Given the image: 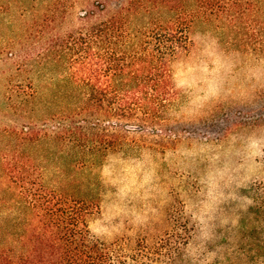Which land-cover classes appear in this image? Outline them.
Segmentation results:
<instances>
[{
    "label": "rangeland",
    "instance_id": "374dc122",
    "mask_svg": "<svg viewBox=\"0 0 264 264\" xmlns=\"http://www.w3.org/2000/svg\"><path fill=\"white\" fill-rule=\"evenodd\" d=\"M187 6L195 20L171 63L175 97L150 117L95 102L72 76L71 39L93 27L104 35L120 17L132 49L185 10L162 0H0V249L27 251L41 224L24 177L94 204L92 232L108 242L176 239L188 216L194 236L173 264H264V0Z\"/></svg>",
    "mask_w": 264,
    "mask_h": 264
},
{
    "label": "trees",
    "instance_id": "16d2710c",
    "mask_svg": "<svg viewBox=\"0 0 264 264\" xmlns=\"http://www.w3.org/2000/svg\"><path fill=\"white\" fill-rule=\"evenodd\" d=\"M162 1L170 4L171 10L185 11L178 12L162 29L143 32L132 49L123 42L124 35L128 39L130 34L120 17L107 21L109 28H105L104 35L93 27L85 36L73 35L71 39L69 59L73 78L87 84L92 99L102 106L118 103L121 116L130 109H140L155 117L175 97L171 63L189 48L195 14L186 11L193 10L187 6L188 0ZM246 1L252 0H198V3L211 10H241ZM111 29L113 35L109 34ZM109 39L116 42L109 43ZM117 81L121 83L117 85ZM113 86L116 90L111 92L106 88ZM109 93L115 97L110 98ZM11 177L15 180L13 174ZM261 179L264 176L257 180ZM27 182L24 177L19 181L21 191L38 210L41 224L30 236L27 251L0 249V264H173L194 236L195 222L186 216L179 224L176 239L175 234L167 232L164 238L147 236L136 243L131 239L108 242L92 232L94 204L71 199L56 190L41 187L37 190Z\"/></svg>",
    "mask_w": 264,
    "mask_h": 264
}]
</instances>
